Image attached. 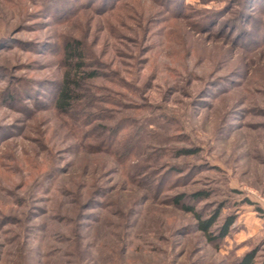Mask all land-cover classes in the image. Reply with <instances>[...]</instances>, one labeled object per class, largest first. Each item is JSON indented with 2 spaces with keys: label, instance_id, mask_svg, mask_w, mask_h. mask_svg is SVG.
Returning <instances> with one entry per match:
<instances>
[{
  "label": "rangeland",
  "instance_id": "374dc122",
  "mask_svg": "<svg viewBox=\"0 0 264 264\" xmlns=\"http://www.w3.org/2000/svg\"><path fill=\"white\" fill-rule=\"evenodd\" d=\"M74 41L98 76L60 110ZM180 195L220 208L207 234ZM246 253L264 264V0H0V264Z\"/></svg>",
  "mask_w": 264,
  "mask_h": 264
},
{
  "label": "trees",
  "instance_id": "16d2710c",
  "mask_svg": "<svg viewBox=\"0 0 264 264\" xmlns=\"http://www.w3.org/2000/svg\"><path fill=\"white\" fill-rule=\"evenodd\" d=\"M65 61L68 63V67L73 71V75L70 72L66 73L65 79L62 82V85L59 88L55 99V106L60 110H67L70 108L71 103L73 102L76 94L74 93V87L78 85L80 76L94 78L97 77L98 74L95 71H84V59H83V49L79 42L74 41L65 46ZM186 152V151H184ZM205 196L203 191H199L192 195V199H203ZM174 202L180 207L189 213H192L197 220V226L200 231L204 234H207L208 231L217 223L220 208L212 213L211 216L207 218H202L200 214L194 210V207L190 204L183 202V195L176 196ZM235 221V217L233 215L227 216L222 220L220 225L217 227L216 234L209 236L211 241H217L224 239L229 233L230 229ZM253 253H246L237 264H252L253 262Z\"/></svg>",
  "mask_w": 264,
  "mask_h": 264
}]
</instances>
